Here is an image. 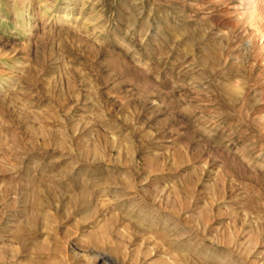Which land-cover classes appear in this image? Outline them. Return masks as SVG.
<instances>
[{
	"label": "rangeland",
	"instance_id": "rangeland-1",
	"mask_svg": "<svg viewBox=\"0 0 264 264\" xmlns=\"http://www.w3.org/2000/svg\"><path fill=\"white\" fill-rule=\"evenodd\" d=\"M0 264H264V0H0Z\"/></svg>",
	"mask_w": 264,
	"mask_h": 264
}]
</instances>
